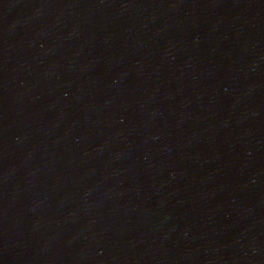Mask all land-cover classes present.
<instances>
[{
  "label": "water",
  "instance_id": "1",
  "mask_svg": "<svg viewBox=\"0 0 264 264\" xmlns=\"http://www.w3.org/2000/svg\"><path fill=\"white\" fill-rule=\"evenodd\" d=\"M0 264H264V0H0Z\"/></svg>",
  "mask_w": 264,
  "mask_h": 264
}]
</instances>
